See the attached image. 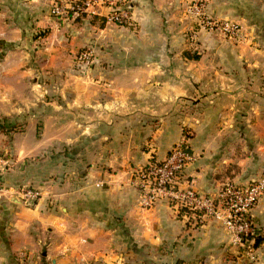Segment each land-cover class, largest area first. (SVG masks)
Instances as JSON below:
<instances>
[{
  "label": "crops",
  "instance_id": "obj_1",
  "mask_svg": "<svg viewBox=\"0 0 264 264\" xmlns=\"http://www.w3.org/2000/svg\"><path fill=\"white\" fill-rule=\"evenodd\" d=\"M186 1L130 0L129 27L93 18L103 24L92 41L95 79L74 92L68 81L59 90L66 104L43 106L39 98L55 91L37 88L32 36L57 22L43 0H0V124L8 126L0 152L15 161L2 181L41 193L33 206L17 193L0 198V264H220L237 254L220 222L194 229L165 200L144 210L132 185L135 171L165 159L183 136L197 160L181 188L193 182L208 195L264 173V0H207L242 38L199 30L198 59L186 40L194 23ZM76 31L82 47L88 39ZM56 147L67 155L55 156ZM252 214L264 225V195Z\"/></svg>",
  "mask_w": 264,
  "mask_h": 264
},
{
  "label": "built area",
  "instance_id": "obj_2",
  "mask_svg": "<svg viewBox=\"0 0 264 264\" xmlns=\"http://www.w3.org/2000/svg\"><path fill=\"white\" fill-rule=\"evenodd\" d=\"M50 2L52 13L56 15L75 20L93 17L120 27L132 25L130 0H50ZM186 3L187 16L201 28L231 40L242 38L241 27L238 24L211 16L207 0H187ZM194 38L191 37L192 40ZM76 58L84 67H89L95 62L92 49L79 53ZM196 160L187 136H183L173 146L165 159H149L133 174L132 185L138 190L140 207L150 210L158 202L165 200L183 211L194 229L202 227L208 221L216 220L229 232L235 245L245 247L248 254H253L254 239L261 235V231L252 212L264 195V173L245 186L225 182L216 192L207 195L197 191L193 182L188 183L186 188H181L179 184L185 169ZM14 165L15 162L8 153L0 154V198L17 193L24 203L33 206L41 198L38 189L31 186L14 189L2 181Z\"/></svg>",
  "mask_w": 264,
  "mask_h": 264
},
{
  "label": "rangeland",
  "instance_id": "obj_3",
  "mask_svg": "<svg viewBox=\"0 0 264 264\" xmlns=\"http://www.w3.org/2000/svg\"><path fill=\"white\" fill-rule=\"evenodd\" d=\"M43 2L49 17L56 20L58 29L55 32H53L51 28L39 29L33 34L32 42H36L38 47L32 50L29 59L32 65L35 66L33 68L34 79L41 84L37 87L39 92L42 90L41 88H44L46 85H51L55 91L53 96H41L39 98V103L45 106V103L53 102L55 106H63L66 104V101L69 100L68 95L62 96L61 93H59V90L63 89V84L69 81V84L66 85L68 86L66 91L74 92V90H80L81 88L79 87L85 85L87 81H91L92 78L95 79L94 72L93 70L91 71L94 63L89 67H84L76 57L79 53L87 49L95 51V45L92 41L98 33L99 27H103V24H100L101 22L95 24L93 17L75 20L71 17L53 14L50 0H47V2L43 0ZM211 16L215 18L213 14H211ZM81 28H83L84 35L88 40L82 43V47H77L78 40H83V35L77 33L76 30ZM199 30L209 34H215L223 40L237 43L236 40L225 38L221 34L201 28L198 23H193L192 26L188 27L186 33V40L188 41L191 55L199 57L201 53H203V48H201L202 42L198 38ZM192 36L195 37L194 40L191 39ZM3 56L4 53L1 52L0 59ZM95 73L96 75L98 74L97 71ZM86 78H89V80ZM47 79H50L52 83L47 81ZM88 86L92 87L94 83L90 82ZM66 106L68 107V105ZM38 134L42 137L43 129H39ZM65 149V147H56L54 155L62 158V156L68 153V150L66 149L65 151ZM0 154L5 155V152ZM8 156H11L10 153H8ZM12 159L14 158L12 157ZM39 160H43V158ZM32 186L36 185L33 184ZM257 224L260 228L261 236L264 238V225L259 222H257ZM236 247L238 248L237 254H227L224 260H221L222 262L220 264H264V242L253 254H248V250L245 247L238 245H236Z\"/></svg>",
  "mask_w": 264,
  "mask_h": 264
},
{
  "label": "trees",
  "instance_id": "obj_4",
  "mask_svg": "<svg viewBox=\"0 0 264 264\" xmlns=\"http://www.w3.org/2000/svg\"><path fill=\"white\" fill-rule=\"evenodd\" d=\"M192 58L194 59H198L199 57L197 56H192ZM8 129V126L6 125H1L0 124V131H6ZM13 129V128H10V130ZM264 242V238H262V236H257L255 239H254V243H253V247L255 250L259 249L261 247V245L263 244Z\"/></svg>",
  "mask_w": 264,
  "mask_h": 264
}]
</instances>
